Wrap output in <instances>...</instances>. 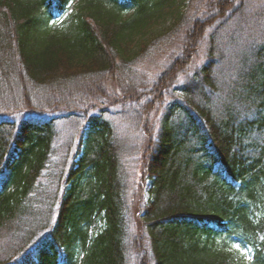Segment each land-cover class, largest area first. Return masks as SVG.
<instances>
[{"label": "trees", "instance_id": "trees-1", "mask_svg": "<svg viewBox=\"0 0 264 264\" xmlns=\"http://www.w3.org/2000/svg\"><path fill=\"white\" fill-rule=\"evenodd\" d=\"M74 1L0 0V264H264V46L217 76L248 0Z\"/></svg>", "mask_w": 264, "mask_h": 264}, {"label": "rangeland", "instance_id": "rangeland-1", "mask_svg": "<svg viewBox=\"0 0 264 264\" xmlns=\"http://www.w3.org/2000/svg\"><path fill=\"white\" fill-rule=\"evenodd\" d=\"M80 0H75L70 11ZM189 0H174L171 11H174V6L177 7V12H183ZM245 16L243 18L236 17L230 21L224 30L221 41L217 45V57H220L218 77L220 79L231 78L236 75L239 68L245 62L249 61L251 53H255L259 48L264 46V0H248L244 7ZM171 16L155 19V30H161L168 24ZM164 56L159 55L157 58L161 62ZM149 183L143 187V198L146 203L149 201L148 190ZM103 222L98 220L92 233H97L102 229ZM241 255L248 262L251 254L250 251L241 248Z\"/></svg>", "mask_w": 264, "mask_h": 264}]
</instances>
